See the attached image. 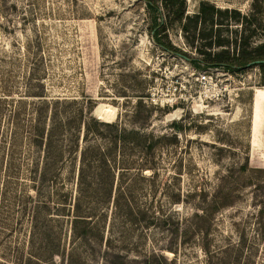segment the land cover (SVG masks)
Here are the masks:
<instances>
[{
	"label": "rangeland",
	"instance_id": "1",
	"mask_svg": "<svg viewBox=\"0 0 264 264\" xmlns=\"http://www.w3.org/2000/svg\"><path fill=\"white\" fill-rule=\"evenodd\" d=\"M185 1V15H192L200 0ZM206 1L255 17L247 26L223 19L219 32L229 38L230 50L239 36L252 32L248 49L263 39L264 0ZM200 27L186 39L175 21L167 26V39L189 56H200ZM150 30L144 0H0L2 77L18 85L38 56L48 95L83 104L91 98L96 118L155 136L154 147L146 151L133 142L114 146L109 135L82 139L81 134L82 147H112L113 196L107 201L96 188L81 197L82 208H92L95 237L88 242L73 238L59 208L63 193L78 196L79 186L73 162L57 163L61 169L46 182V208L40 210V219L46 217V264H106L98 247L115 251L118 264H205L204 242L210 260H244L250 253L249 260L264 264L263 227L257 219L263 207L264 224V176L239 170L246 156L248 168L264 167L262 71L255 64L240 71L198 67L162 48ZM202 73L204 81L198 80ZM118 189L124 192L116 203ZM218 189H230L236 199L215 214L204 237L194 231L190 216L203 196L208 199ZM35 200L26 199L25 209L32 212ZM122 206L131 208L130 216Z\"/></svg>",
	"mask_w": 264,
	"mask_h": 264
},
{
	"label": "trees",
	"instance_id": "2",
	"mask_svg": "<svg viewBox=\"0 0 264 264\" xmlns=\"http://www.w3.org/2000/svg\"><path fill=\"white\" fill-rule=\"evenodd\" d=\"M160 2L166 9L165 15L157 0H144L151 20L150 36L162 48L180 54L192 64L203 68L219 66L226 70L240 71L248 63L257 61L255 65L262 71L264 80V36L250 49L246 44L252 32L246 38H234V46L230 50L229 38L221 36L219 32L226 17L247 26L255 20L254 15H242L234 8H220L206 0L199 1L198 8L192 15H185V0ZM175 21L179 22L186 39L198 25L201 26L198 36L204 40L202 47L197 48L200 56H189L167 39V26ZM32 59L28 70L18 77V85L15 79L11 80L9 77L8 80L0 75V264H46V217L40 219V210L46 208V182L59 174V161L61 164L66 160L73 162V177L79 186L78 196H73L71 190L63 193V204L59 210L67 217L73 238L88 242L95 237L96 229L90 221L92 208H82L80 199L96 188L105 200L112 198L113 173L109 163L112 147L104 150L92 144L82 147L81 134L82 139L90 135H109L114 146L119 141L133 142L146 151L151 150L155 144V136L151 131L127 129L115 122L103 121L93 116V105L88 102L91 98L83 104L74 97L48 95L42 81L41 58L35 56ZM137 100V104H141V98ZM174 123L172 122L176 129H182ZM247 169L264 176V167L248 168L246 156L239 170L240 173H245ZM116 192L118 203L124 190L118 189ZM32 196L36 200L33 211L30 212L25 209L24 203ZM235 199L230 189H218L208 199L203 196L190 216L194 231L206 237L215 214L233 205ZM123 207L125 215L130 216L131 208ZM119 208L121 209V205ZM257 212V219H260L258 223L263 227L262 231L259 229L260 234L263 235V207ZM199 221L203 223L199 224ZM94 239L98 242L102 236ZM184 241L186 240H182V243ZM244 244L245 238L242 236L238 242L239 250H242ZM98 248L100 257L106 264H118L116 257L119 255L115 251L108 247ZM201 248L207 256L205 264H255V260H249L250 253L244 260L214 261L210 260L212 252L209 243H202ZM227 249L226 247L225 250ZM240 254L241 252L238 255ZM68 262L70 264L71 260Z\"/></svg>",
	"mask_w": 264,
	"mask_h": 264
},
{
	"label": "built area",
	"instance_id": "3",
	"mask_svg": "<svg viewBox=\"0 0 264 264\" xmlns=\"http://www.w3.org/2000/svg\"><path fill=\"white\" fill-rule=\"evenodd\" d=\"M198 80H201V81L206 80V75H205L204 73H202V74L199 76Z\"/></svg>",
	"mask_w": 264,
	"mask_h": 264
},
{
	"label": "bare ground",
	"instance_id": "4",
	"mask_svg": "<svg viewBox=\"0 0 264 264\" xmlns=\"http://www.w3.org/2000/svg\"><path fill=\"white\" fill-rule=\"evenodd\" d=\"M259 102H260V99H259V97H256V110H257V107H258V104H259ZM256 117H257V114H256Z\"/></svg>",
	"mask_w": 264,
	"mask_h": 264
},
{
	"label": "water",
	"instance_id": "5",
	"mask_svg": "<svg viewBox=\"0 0 264 264\" xmlns=\"http://www.w3.org/2000/svg\"><path fill=\"white\" fill-rule=\"evenodd\" d=\"M255 62H257V61L250 62V63L247 64V66H249L251 64H255Z\"/></svg>",
	"mask_w": 264,
	"mask_h": 264
}]
</instances>
